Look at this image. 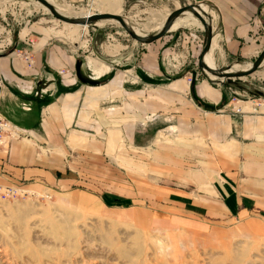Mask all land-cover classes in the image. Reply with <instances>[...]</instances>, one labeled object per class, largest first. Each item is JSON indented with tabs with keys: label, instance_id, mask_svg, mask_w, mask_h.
Returning <instances> with one entry per match:
<instances>
[{
	"label": "crops",
	"instance_id": "crops-1",
	"mask_svg": "<svg viewBox=\"0 0 264 264\" xmlns=\"http://www.w3.org/2000/svg\"><path fill=\"white\" fill-rule=\"evenodd\" d=\"M195 1L208 7L213 26L210 49L217 65L251 62L258 55L264 46V0ZM48 34L44 26L25 23L12 43L8 37V44L0 48V112L24 129L23 136L0 148V187L58 194L71 186L76 188L73 193H86L83 187L89 181L82 178L94 174L96 164L99 174L109 177L110 161L104 155L113 153L119 169L129 166L135 177H158L160 170L167 180L176 179L184 193L204 197L211 209L214 201L204 193L214 196L217 190L230 211L249 208L245 203L250 196H240L234 185L241 178L250 193L253 185L264 184V114L217 112L216 107L228 103L226 85L203 72L190 83L186 75H178L167 87L146 90L171 79L158 59V48H134L131 55L117 50L89 64L96 50L81 54ZM78 61L82 78L76 73ZM175 97L194 102L197 112L206 116L192 123L190 108H185L183 119L171 124L178 130L177 139L160 143L150 159L144 158L141 132L162 127L144 118V112L167 107ZM128 144L133 146V160ZM242 159L246 176L239 177ZM144 164L151 174L142 173ZM218 169L226 181L219 187L206 183L207 175Z\"/></svg>",
	"mask_w": 264,
	"mask_h": 264
},
{
	"label": "rangeland",
	"instance_id": "rangeland-1",
	"mask_svg": "<svg viewBox=\"0 0 264 264\" xmlns=\"http://www.w3.org/2000/svg\"><path fill=\"white\" fill-rule=\"evenodd\" d=\"M54 1L68 3L75 11L87 15L109 11L100 4L104 0ZM119 2V13L130 24L146 30L149 26L147 32L151 33L158 29L160 15L198 1ZM37 3L0 0V48L8 44V37L12 43L17 28L33 23L46 27L51 38L71 49L77 48L81 54V50H96L93 57H88L89 64L91 59L112 57L117 50L131 55L134 48L139 52L148 47L158 48V59L171 79L158 86H147L146 90L167 87L178 75H186L188 83L202 75L197 58L203 43V29L196 23L184 24L168 30L154 42L142 43L116 21L73 26ZM155 14L159 15L158 19ZM236 62L245 61L222 67ZM263 71L264 63L252 73L219 82L226 85L229 99L215 110L242 117L249 112L264 114ZM183 101L175 97L167 107L144 112V118L154 119L162 126L154 133L151 128L141 132L144 158L150 159L151 151L158 149L160 143L177 139L178 130L171 128V124L183 119L185 108H190L187 118L192 123L206 116L197 112L194 102ZM126 147L133 160V146ZM104 156L110 161V176L100 175L96 164L94 174L88 173L87 178H82L89 181L83 187L86 193H73L76 188L71 186L58 194L0 188V264H264V184L253 185L248 193L246 186L241 185V178L238 180L235 190L240 196H250L248 204L245 203L249 208L238 211H230L223 205L224 194L220 191L214 196L204 193L214 201L211 209L204 197L194 192L184 193L176 179L167 180L160 170L158 177H135L131 167L119 169L116 154ZM243 163L242 159L239 177L246 176ZM223 172L218 169L208 174L205 182H215L219 187V182L226 181ZM142 173L151 174L152 170L147 168ZM80 175L85 177L86 173L80 172ZM214 197L219 200H213Z\"/></svg>",
	"mask_w": 264,
	"mask_h": 264
},
{
	"label": "water",
	"instance_id": "water-1",
	"mask_svg": "<svg viewBox=\"0 0 264 264\" xmlns=\"http://www.w3.org/2000/svg\"><path fill=\"white\" fill-rule=\"evenodd\" d=\"M42 3L56 18L70 23H93L100 18H114L118 23L124 28V30L135 40L142 43H147L155 40L156 38L165 34L170 30L173 20L180 15L185 10H188L200 20L203 29V45L198 55L197 64L199 69L212 80H216L220 83L229 82L234 77H240L255 71L264 61V46L258 53V55L251 61V64L246 68L236 69L234 71L229 70L233 64L226 66L210 65L205 60V54L211 48V42L213 37V26L210 19V15L204 7H202L201 2H188L183 5L177 6L170 10L166 15L162 25L154 32H138L126 18L120 13H115L111 11H101L88 14L87 16H72L57 9L53 2L50 0H37ZM76 73L81 77L80 74V63L76 64Z\"/></svg>",
	"mask_w": 264,
	"mask_h": 264
},
{
	"label": "bare ground",
	"instance_id": "bare-ground-1",
	"mask_svg": "<svg viewBox=\"0 0 264 264\" xmlns=\"http://www.w3.org/2000/svg\"><path fill=\"white\" fill-rule=\"evenodd\" d=\"M33 1V0H32ZM34 1H36V2H38L37 0H34ZM51 2H53L54 3V5L57 7V9L58 10H60L61 12H64V13H66V14H68V15H72V16H87V14L85 13V12H83V11H75L74 9H73V6L72 5H70V4H68V3H58V2H56V1H54V0H50ZM37 4H40L43 8H45V9H47L42 3H40V2H38ZM100 4H103V5H105L107 8H108V10L109 11H111V12H115V13H119V8H120V2H119V0H104V1H100ZM202 5V4H201ZM203 7V6H202ZM204 9H206L205 7H204ZM48 10V9H47ZM168 14V12L166 13V14H164V15H160V17H159V15H158V17H159V20H157L158 22H157V28H159L161 25H162V23H163V21H164V19H165V17H166V15ZM155 16H156V14H155ZM157 17V16H156ZM155 17V18H156ZM158 17H157V19H158ZM126 18V17H125ZM126 20L128 21V19L126 18ZM106 21H116V23H118V21L117 20H115L114 18H100V19H97L96 21H95V24H101V23H103V22H106ZM64 22V21H63ZM153 22V21H152ZM65 23H67V24H71V25H73V26H81V25H87L88 23H84V24H80V23H70V22H65ZM150 23H151V21H150ZM189 23H196V24H198L199 26H201L202 27V24H201V22H200V20H198V18H196V16H194V14L192 13V12H190V11H188V10H185L184 12H182L180 15H178L174 20H173V23L171 24V27H170V30L172 29H174V28H176V27H179V26H182V25H184V24H189ZM148 25H150V24H148ZM152 25V24H151ZM154 26V25H153ZM133 27L138 31V32H146V31H148L150 28H149V26H147L148 28V30H146V29H144V28H140V27H138L137 25H133ZM152 27V26H151ZM153 28V27H152ZM151 28V29H152ZM212 43H213V39H212ZM205 60H206V62L208 63V64H210V65H215L216 66V63H215V61H214V57L212 56V54H211V49L205 54ZM263 63H264V61H263ZM262 63V64H263ZM251 64V62H243V63H234L233 65H232V67L231 68H229V70H232V71H234V70H236V69H241V68H246V67H248L249 65Z\"/></svg>",
	"mask_w": 264,
	"mask_h": 264
},
{
	"label": "built area",
	"instance_id": "built-area-1",
	"mask_svg": "<svg viewBox=\"0 0 264 264\" xmlns=\"http://www.w3.org/2000/svg\"><path fill=\"white\" fill-rule=\"evenodd\" d=\"M21 54L28 60L30 57L27 51H22ZM2 78L0 77V88L2 86ZM24 135V129L10 121L0 112V148L7 145L11 138L21 137ZM2 188V187H0ZM8 190H15L13 188H6Z\"/></svg>",
	"mask_w": 264,
	"mask_h": 264
}]
</instances>
